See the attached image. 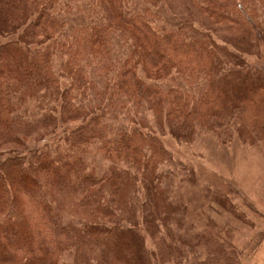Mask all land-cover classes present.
Segmentation results:
<instances>
[{
	"label": "trees",
	"instance_id": "16d2710c",
	"mask_svg": "<svg viewBox=\"0 0 264 264\" xmlns=\"http://www.w3.org/2000/svg\"><path fill=\"white\" fill-rule=\"evenodd\" d=\"M61 1L0 0V264H240L174 200L197 177L162 138L264 143V0Z\"/></svg>",
	"mask_w": 264,
	"mask_h": 264
},
{
	"label": "rangeland",
	"instance_id": "374dc122",
	"mask_svg": "<svg viewBox=\"0 0 264 264\" xmlns=\"http://www.w3.org/2000/svg\"><path fill=\"white\" fill-rule=\"evenodd\" d=\"M86 1L62 0L60 10L64 14L67 5L82 6ZM66 17L73 27L80 22L76 15ZM167 19H171L168 11ZM4 39L0 38V42ZM246 60L251 69L264 66V58L246 56ZM35 128L40 129V125ZM64 136L62 129L57 130L43 144L44 149H62ZM162 139L197 177L192 182L186 181L188 178H172L168 183L174 200L187 206L193 227L206 230L221 241H231L239 253L240 264H264V143L246 146L234 142L225 146L204 134L189 144H179L169 135ZM89 162H93L92 158ZM220 195L231 198L245 212L246 223L212 201ZM147 242L151 249H156L149 237Z\"/></svg>",
	"mask_w": 264,
	"mask_h": 264
}]
</instances>
